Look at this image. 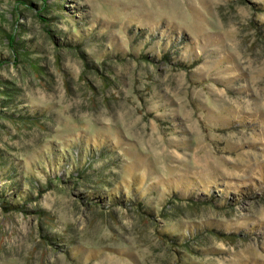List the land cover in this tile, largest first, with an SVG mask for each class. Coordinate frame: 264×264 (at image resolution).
<instances>
[{"label":"rangeland","instance_id":"1","mask_svg":"<svg viewBox=\"0 0 264 264\" xmlns=\"http://www.w3.org/2000/svg\"><path fill=\"white\" fill-rule=\"evenodd\" d=\"M0 264H264V0H0Z\"/></svg>","mask_w":264,"mask_h":264}]
</instances>
